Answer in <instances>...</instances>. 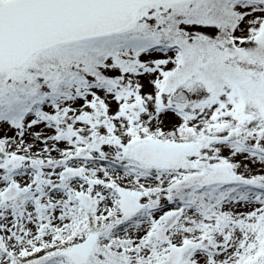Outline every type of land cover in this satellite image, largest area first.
<instances>
[{
    "label": "snow or ice",
    "instance_id": "obj_1",
    "mask_svg": "<svg viewBox=\"0 0 264 264\" xmlns=\"http://www.w3.org/2000/svg\"><path fill=\"white\" fill-rule=\"evenodd\" d=\"M0 264H264V0H0Z\"/></svg>",
    "mask_w": 264,
    "mask_h": 264
}]
</instances>
